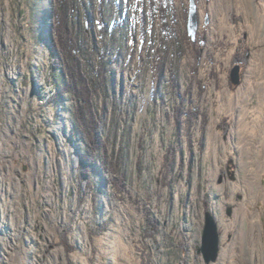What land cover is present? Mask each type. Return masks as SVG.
<instances>
[{"label": "rangeland", "instance_id": "374dc122", "mask_svg": "<svg viewBox=\"0 0 264 264\" xmlns=\"http://www.w3.org/2000/svg\"><path fill=\"white\" fill-rule=\"evenodd\" d=\"M166 2L173 36L160 0H77L104 141L88 180L77 102L52 99L53 2L0 0V264H207V211L210 264H264V0H196V40L190 0Z\"/></svg>", "mask_w": 264, "mask_h": 264}, {"label": "trees", "instance_id": "16d2710c", "mask_svg": "<svg viewBox=\"0 0 264 264\" xmlns=\"http://www.w3.org/2000/svg\"><path fill=\"white\" fill-rule=\"evenodd\" d=\"M52 2V5H50V7L52 6L50 10L52 41L49 42L48 46L51 55L55 59L52 78L57 89L52 99L58 101L64 98V95L69 98L74 96L75 101L78 103H76V107L73 110L71 109V113L74 116L73 119H75L74 127L81 132L84 139L83 145H86V148H83L81 173L89 180L93 164L99 161V158H96L97 156L94 154L95 150H97L95 144L97 146V141L100 140L101 143L103 141L99 129L100 117L96 113L94 101L92 100L91 84L96 86L98 83H96V78L89 77L88 70L81 59L80 55L86 53L85 48L83 42L79 39V31H77L74 22L71 21L75 11H78V7H75L77 0H52ZM160 2L163 29L173 36L171 26L167 25V2L166 0H160ZM188 37L190 38L189 35ZM95 139L98 140L96 141ZM103 151L104 154L108 155L105 148ZM106 155H103L102 160L104 159L108 162L109 158H105ZM104 160V167L110 166L111 163H105ZM90 189H92L91 186Z\"/></svg>", "mask_w": 264, "mask_h": 264}, {"label": "water", "instance_id": "95a60500", "mask_svg": "<svg viewBox=\"0 0 264 264\" xmlns=\"http://www.w3.org/2000/svg\"><path fill=\"white\" fill-rule=\"evenodd\" d=\"M188 34L193 40L197 38L199 27L198 8L196 0H190V9L188 17ZM231 81L238 85L242 81V72L240 64H236L230 71ZM231 214V209L228 210ZM198 252L203 254L205 262L210 264L217 260L220 252V232L218 222L212 211H207L205 214V224L202 235V245L198 247Z\"/></svg>", "mask_w": 264, "mask_h": 264}]
</instances>
